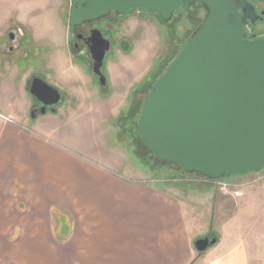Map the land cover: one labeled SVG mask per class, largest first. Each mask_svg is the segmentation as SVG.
Segmentation results:
<instances>
[{
	"label": "crops",
	"instance_id": "crops-1",
	"mask_svg": "<svg viewBox=\"0 0 264 264\" xmlns=\"http://www.w3.org/2000/svg\"><path fill=\"white\" fill-rule=\"evenodd\" d=\"M7 7L0 11L1 37L15 10ZM17 13L16 23L34 30L30 41L37 53L50 50L49 42L36 40L44 37L39 20L28 24L26 12ZM52 25L50 20L45 36L57 44ZM0 54V264H245L248 253L263 252L245 234L196 251V222L178 192L160 180L120 173L116 158L94 165L71 154L53 138L56 114L29 118L28 70L19 80L18 56ZM46 61L43 55L39 64ZM59 62L58 82L79 100L64 109L68 117L101 114L88 103L93 94L83 75L67 60ZM62 219L69 226L64 234ZM206 252L219 255L203 261Z\"/></svg>",
	"mask_w": 264,
	"mask_h": 264
},
{
	"label": "water",
	"instance_id": "water-1",
	"mask_svg": "<svg viewBox=\"0 0 264 264\" xmlns=\"http://www.w3.org/2000/svg\"><path fill=\"white\" fill-rule=\"evenodd\" d=\"M189 4L202 5L205 15L143 96L138 135L158 161L210 182L259 173L264 170V37H248L245 20L259 18L249 0H71L69 30L111 10L147 12L167 21ZM89 40L91 71L104 86L109 41L98 30ZM27 90L45 106L62 99L59 89L37 76L28 80ZM216 241L199 237L194 247L202 253Z\"/></svg>",
	"mask_w": 264,
	"mask_h": 264
},
{
	"label": "rangeland",
	"instance_id": "rangeland-1",
	"mask_svg": "<svg viewBox=\"0 0 264 264\" xmlns=\"http://www.w3.org/2000/svg\"><path fill=\"white\" fill-rule=\"evenodd\" d=\"M10 3L15 10L8 22L9 27L17 24L15 13L22 10L26 12L28 24L39 20L37 25L40 36L44 37H38L36 40L42 41L41 43L49 42L52 45L50 50L43 49L42 55H39L41 50L30 41V36L34 34L33 28L21 27L28 32V35L22 42L21 50H18L16 54L12 52L11 55L18 56L15 67L19 80L24 78L23 74L28 70L26 87L31 71L35 70L42 72L51 83L63 90L66 101L56 114L57 119L54 124L59 132L53 138L65 146L71 154L94 165L97 163L109 165L106 161L116 158L117 163L121 165L117 168L120 173L124 175L125 172L136 173L150 183L160 180L163 185L171 187L173 192L177 191L181 196L185 212L187 214L189 212L195 219V236L206 235L210 238L216 237L217 240L229 241L245 234L250 240L255 239L254 243L252 242L253 246L258 245L263 251L253 252L252 255L248 253V256L244 258L245 264H264V170L247 175H233L226 179L214 180V182L207 181L197 174H192L186 179L179 176V178H169V169L166 166L152 165L153 159L146 155L136 135L133 136L128 131L122 132L121 135L119 133L118 121L132 100L130 95L132 89L140 86L142 80L156 76L157 65L160 62L165 63L174 53L168 48L169 34L165 32L158 17L151 13H137L130 10L121 18L116 39L123 41L126 47L116 48L114 53L106 56L102 71L106 76L107 84L100 86L89 66L81 60H76L80 55L73 56L67 46L70 0H0V11L7 10V5ZM198 15L199 13L193 14L194 17L190 18L193 24L200 17ZM50 20L53 23L50 36H54L53 39L57 44L52 43L45 36V33L51 30L48 29ZM174 28L175 31H172L171 37L176 39L184 25L179 24ZM257 28L264 33V21H261ZM33 38L35 40V37ZM6 39V35L0 36V43L7 42ZM43 55L47 61L42 63L48 68L42 63V65L39 64ZM2 58L3 55L0 54V59ZM65 60L67 64L75 66L81 76L83 75L85 88L89 89L91 95L93 94L88 103H92L91 107L101 114L90 113L83 121L68 117L64 109L75 106L79 100L68 95L57 80V75L60 73V67L57 64L59 61V63H65ZM29 96L33 104V97L30 94ZM124 124L127 126L125 130H128V123L124 122ZM133 148L137 150L136 153H133ZM61 222L60 232L64 234L69 229L68 221L62 219ZM253 246L252 248H255ZM218 255L219 252H206L200 258L206 261Z\"/></svg>",
	"mask_w": 264,
	"mask_h": 264
},
{
	"label": "flooded vegetation",
	"instance_id": "flooded-vegetation-1",
	"mask_svg": "<svg viewBox=\"0 0 264 264\" xmlns=\"http://www.w3.org/2000/svg\"><path fill=\"white\" fill-rule=\"evenodd\" d=\"M85 1L87 0H78V4H81ZM249 1L255 5V9H256L257 14L259 15V18L254 23H252L249 20H245V28L247 30L248 37L250 39L263 38L264 33L261 30H259L257 26L261 21H264V0H249ZM194 6H196L197 8L196 11L199 13L198 16H202L203 13H205V9L202 5L195 4V5H192L190 9L183 8L179 10L178 12L176 11V14L174 13L175 15L173 14L172 18H170L167 21L159 20L160 23L162 22L161 25L164 26L165 32H168L169 36H170V33H172V31H175L174 27H178L179 24L184 25V28L179 30V33L176 36V39H169L168 37V41H169L168 48H170L171 51L175 52V49H177L180 41L188 35V33L186 32L187 31L190 32V30H192V28L194 27V24L190 21V13H192V11L195 10ZM70 8H71V0H70V6L68 9V20H69ZM127 12L123 14H119L115 12L114 10H111L110 13L107 15L100 16L94 20L85 21L81 25L74 27L72 31L69 30V24H68L67 46L69 47L70 52L72 53L73 56L80 55V57L76 58V60H81L82 63L87 64L90 70H92L93 61H92L87 44L90 43L89 38L92 37V33L95 30L100 31L102 37L109 41V49L105 52L103 65L105 63V58L109 53H114L116 48H120V49L125 48L126 44L123 41L117 40L116 35L119 32V25L121 22V18L125 16ZM5 35L7 38L6 39L7 42L0 43V53L3 52L5 54H9V53L15 52L16 54L18 50H21L20 48H22V42L24 38L28 35V32L23 30L21 26H19L18 24H13L6 31ZM161 63L162 62H160L156 67L157 75L165 65L164 63H162L161 65ZM102 69H103V66H102ZM36 76L44 79L47 83L59 89L62 99L55 105H47V106L43 105L41 102L37 101L36 99H33V105H32V110H31V112L33 113V116L35 115L45 116L48 114H51V115L57 114V112H59L58 109H60V107H62L64 102L66 101V96L63 90L57 87L56 84L51 83L47 79L48 77L44 75L42 72H36L35 70L31 71L29 75V80ZM156 76L148 77L147 80H144V81L142 80L140 86L132 89L131 91L132 93L130 95L131 97L133 96V98L130 101V104L128 105V107H126L127 108L126 111L120 115V118L118 121V127L121 133L128 131L129 133H131V135H133V125L132 124H133V120L135 119V115H133V111L137 109L135 105L136 104L135 98L137 97L138 99L140 95L144 96L147 93L148 87L156 79ZM96 78L98 80L97 76ZM106 84H107V81H106ZM99 85L102 86L100 83ZM133 93H136V94L133 95ZM43 108L45 109L44 114L41 113ZM124 122H126V124L128 123L129 125L128 130H125L127 129V126L124 124ZM148 157L151 159L150 156Z\"/></svg>",
	"mask_w": 264,
	"mask_h": 264
},
{
	"label": "trees",
	"instance_id": "trees-1",
	"mask_svg": "<svg viewBox=\"0 0 264 264\" xmlns=\"http://www.w3.org/2000/svg\"><path fill=\"white\" fill-rule=\"evenodd\" d=\"M192 5H195V4H189V5H183V6H181V7H179L176 11L178 12L179 10H181V9H183V8H187V9H190V7L192 6ZM194 8H195V10H193L192 11V13H190V18H192V17H194V16H192L193 14L195 15L196 13H198L197 11H196V6H194ZM176 11L174 12L175 14H176ZM174 14V15H175ZM205 15V13H203V15L202 16H200V17H198L197 18V21H195V24H194V28L192 29V31L184 38V40L178 45V47H177V49L175 50V52L170 56V58L168 59V60H166V62L164 63L165 65H164V67L161 69V71L158 73V75L156 76V78L161 74V72L164 70V68L167 66V64L170 62V60L172 59V58H174L175 57V55L178 53V51H179V49L182 47V45H183V43L187 40V38L192 34V32L193 31H195L196 30V28L199 26V24L201 23V20H202V18H203V16ZM190 21H191V19H190ZM194 22V21H193ZM171 35H172V33H170V36H169V39H175V38H172L171 37ZM152 86V84H150V86L148 87V89H147V92H148V90L150 89V87ZM133 98V96L131 97V99ZM135 105H136V110L135 111H133V115H135V119L133 120V136L134 135H136V137H137V139H138V141H139V143H140V145L142 146V148L145 150V153H146V155H149L152 159H153V166L155 165V166H166L168 169H169V172H168V174L170 175V177L169 178H179V177H183L184 179H186V178H189V176L190 175H192V174H189V173H187V172H185V171H183L181 168H179L178 166H175V165H173V164H170V163H162V162H160V161H158L154 156H153V154L144 146V144L142 143V141H141V139H140V137H139V135H138V132H137V126H136V122H137V116H138V114H139V111H140V109H141V106H142V103H143V96H142V98H135ZM120 133V135H121V131L119 132ZM133 153H136L137 152V150H135V148H133ZM148 153V154H147ZM145 155V156H146ZM134 159V158H133ZM139 165H141L140 163H139ZM143 165V164H142ZM173 176H175V177H173ZM179 176V177H178Z\"/></svg>",
	"mask_w": 264,
	"mask_h": 264
},
{
	"label": "built area",
	"instance_id": "built-area-1",
	"mask_svg": "<svg viewBox=\"0 0 264 264\" xmlns=\"http://www.w3.org/2000/svg\"><path fill=\"white\" fill-rule=\"evenodd\" d=\"M220 183V182H219ZM223 183V182H222Z\"/></svg>",
	"mask_w": 264,
	"mask_h": 264
}]
</instances>
